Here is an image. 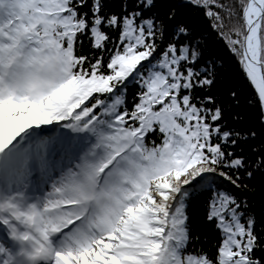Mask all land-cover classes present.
I'll list each match as a JSON object with an SVG mask.
<instances>
[{"label": "snow or ice", "instance_id": "6c2138e0", "mask_svg": "<svg viewBox=\"0 0 264 264\" xmlns=\"http://www.w3.org/2000/svg\"><path fill=\"white\" fill-rule=\"evenodd\" d=\"M0 264H264V0H0Z\"/></svg>", "mask_w": 264, "mask_h": 264}, {"label": "trees", "instance_id": "16d2710c", "mask_svg": "<svg viewBox=\"0 0 264 264\" xmlns=\"http://www.w3.org/2000/svg\"><path fill=\"white\" fill-rule=\"evenodd\" d=\"M258 202V201H257ZM196 210L194 209V212H195ZM196 214L198 215V212H196Z\"/></svg>", "mask_w": 264, "mask_h": 264}]
</instances>
